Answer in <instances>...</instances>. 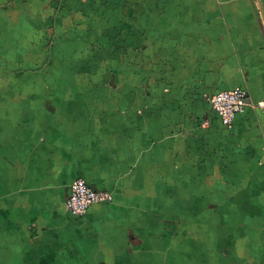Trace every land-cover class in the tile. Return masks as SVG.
Masks as SVG:
<instances>
[{
  "label": "crops",
  "instance_id": "1",
  "mask_svg": "<svg viewBox=\"0 0 264 264\" xmlns=\"http://www.w3.org/2000/svg\"><path fill=\"white\" fill-rule=\"evenodd\" d=\"M264 0H0V264H264ZM110 192L82 216L74 180Z\"/></svg>",
  "mask_w": 264,
  "mask_h": 264
},
{
  "label": "built area",
  "instance_id": "2",
  "mask_svg": "<svg viewBox=\"0 0 264 264\" xmlns=\"http://www.w3.org/2000/svg\"><path fill=\"white\" fill-rule=\"evenodd\" d=\"M209 101L213 110L220 116L223 124L227 127H232L236 116L244 112L247 106L264 108V98L251 103L248 91L242 87L220 91L213 94ZM113 199L114 197L110 192L98 190L85 179L78 178L72 182L65 204L70 214L82 216L91 205L100 202H112Z\"/></svg>",
  "mask_w": 264,
  "mask_h": 264
}]
</instances>
